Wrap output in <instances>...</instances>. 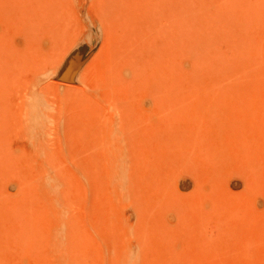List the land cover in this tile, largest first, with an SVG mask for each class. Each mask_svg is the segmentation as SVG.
<instances>
[{"label": "rangeland", "instance_id": "obj_1", "mask_svg": "<svg viewBox=\"0 0 264 264\" xmlns=\"http://www.w3.org/2000/svg\"><path fill=\"white\" fill-rule=\"evenodd\" d=\"M0 264H264V0H0Z\"/></svg>", "mask_w": 264, "mask_h": 264}, {"label": "bare ground", "instance_id": "obj_2", "mask_svg": "<svg viewBox=\"0 0 264 264\" xmlns=\"http://www.w3.org/2000/svg\"><path fill=\"white\" fill-rule=\"evenodd\" d=\"M134 36V35H133ZM147 66V65H146ZM91 73V72H90ZM113 86V85H112ZM12 87V86H11ZM128 89V88H127ZM10 90V89H9ZM12 90V89H11ZM23 90V89H22ZM197 92V91H196ZM195 93V92H194ZM20 105V104H19ZM29 105V104H28ZM172 108V107H171ZM176 108V107H175ZM166 111V110H165ZM159 112V111H158ZM23 113V112H22ZM144 114V113H143ZM133 115V114H132ZM206 117V116H205ZM18 119V116H17ZM55 180V179H54ZM53 181V180H52ZM58 181V180H57ZM49 184V183H48ZM57 190V189H56Z\"/></svg>", "mask_w": 264, "mask_h": 264}]
</instances>
